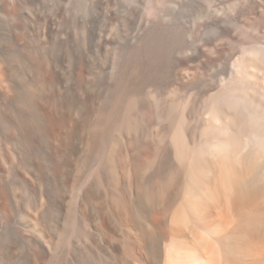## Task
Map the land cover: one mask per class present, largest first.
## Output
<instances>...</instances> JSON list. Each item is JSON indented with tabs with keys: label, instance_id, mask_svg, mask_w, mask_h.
Segmentation results:
<instances>
[{
	"label": "bare ground",
	"instance_id": "1",
	"mask_svg": "<svg viewBox=\"0 0 264 264\" xmlns=\"http://www.w3.org/2000/svg\"><path fill=\"white\" fill-rule=\"evenodd\" d=\"M252 8L264 28V0ZM221 45L222 51L228 43ZM231 65L227 77L196 91L187 68L169 81L162 73L132 86L139 98L127 99L105 126L103 149H93V173L80 186L73 226L59 233L63 244L53 250L48 237L55 228L43 203H17L27 241L40 237L42 255L57 256L53 264H264V42L245 46ZM197 68L205 69L206 61ZM7 70L0 58L4 85ZM33 71L39 84L26 126L49 180L64 149L57 148L45 113L55 94ZM102 91L93 94V144L102 138ZM64 106L63 93L57 94L50 108L56 121ZM21 227L14 230L18 236ZM31 257L30 264H39Z\"/></svg>",
	"mask_w": 264,
	"mask_h": 264
},
{
	"label": "rangeland",
	"instance_id": "2",
	"mask_svg": "<svg viewBox=\"0 0 264 264\" xmlns=\"http://www.w3.org/2000/svg\"><path fill=\"white\" fill-rule=\"evenodd\" d=\"M254 4L255 0H0V58L8 67L7 85L0 82V264H30L31 253L39 264L54 263L57 256L42 255L40 237L32 244L24 237L17 203H43V215L55 228L48 238L53 250L60 247L59 233L73 226L80 186L93 173V149H103L105 126L117 119L127 99L139 98L132 86L162 73L169 81L174 71L182 75L181 68H187L196 82L193 91L227 77L245 46L264 42V28L252 13ZM230 32L235 40H226ZM222 42L228 43L222 50L228 52L225 57ZM203 60L206 68L198 69ZM33 70L55 94L46 100L45 113L57 148L64 149L62 162L49 169V180L42 155L31 151L39 148L26 126L29 102L39 84ZM99 88L104 97L102 138L93 144V94ZM60 93L65 111L56 121L50 108ZM82 97L86 105L80 104ZM134 106L139 109L138 103ZM64 172L68 177L61 176ZM17 226L21 236L14 231Z\"/></svg>",
	"mask_w": 264,
	"mask_h": 264
}]
</instances>
